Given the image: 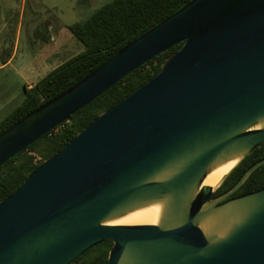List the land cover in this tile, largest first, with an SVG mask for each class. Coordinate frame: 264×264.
Segmentation results:
<instances>
[{
  "label": "water",
  "instance_id": "water-1",
  "mask_svg": "<svg viewBox=\"0 0 264 264\" xmlns=\"http://www.w3.org/2000/svg\"><path fill=\"white\" fill-rule=\"evenodd\" d=\"M161 71L0 202V264H264V188L211 198L264 141V0H191L0 134V166L171 46ZM236 160L217 187L211 171ZM161 205L156 224H111Z\"/></svg>",
  "mask_w": 264,
  "mask_h": 264
},
{
  "label": "trees",
  "instance_id": "trees-1",
  "mask_svg": "<svg viewBox=\"0 0 264 264\" xmlns=\"http://www.w3.org/2000/svg\"><path fill=\"white\" fill-rule=\"evenodd\" d=\"M191 0H113L85 21L69 25L85 45L79 54L53 69L32 88H25L24 102L0 123V134L29 112L67 91L141 35L177 12ZM185 41L171 46L144 63L99 97L81 108L47 134L0 166V202L16 192L28 177L51 156L62 150L82 129L113 108L157 75L166 60ZM264 158V141L230 173L215 195L231 188L258 160ZM264 188V166L256 171L239 193ZM112 239L92 247L72 264H109Z\"/></svg>",
  "mask_w": 264,
  "mask_h": 264
},
{
  "label": "rangeland",
  "instance_id": "rangeland-1",
  "mask_svg": "<svg viewBox=\"0 0 264 264\" xmlns=\"http://www.w3.org/2000/svg\"><path fill=\"white\" fill-rule=\"evenodd\" d=\"M111 1L0 0V65L13 56L10 64L0 66V123L24 102L29 84L85 49L68 26ZM54 53L58 59L39 70Z\"/></svg>",
  "mask_w": 264,
  "mask_h": 264
},
{
  "label": "bare ground",
  "instance_id": "bare-ground-1",
  "mask_svg": "<svg viewBox=\"0 0 264 264\" xmlns=\"http://www.w3.org/2000/svg\"><path fill=\"white\" fill-rule=\"evenodd\" d=\"M237 161L233 160L226 164L219 166L209 173L204 180L203 185L217 187L223 177L236 165ZM161 205H154L146 208L136 210L118 220L111 222V224L122 225H145L156 224L160 218Z\"/></svg>",
  "mask_w": 264,
  "mask_h": 264
},
{
  "label": "crops",
  "instance_id": "crops-1",
  "mask_svg": "<svg viewBox=\"0 0 264 264\" xmlns=\"http://www.w3.org/2000/svg\"><path fill=\"white\" fill-rule=\"evenodd\" d=\"M58 57H59V54L58 53H54V54H52V56H50L49 58H46L44 61H41V63H40V66H39V70H41V69H47L48 67V64H52L53 62H54V60H56V59H58ZM2 60H5V57H2ZM13 61V56H11V57H9V59L7 60V61H4L3 63H2V65H0V66H3V65H5V64H10L11 62ZM63 63V62H62ZM62 63H60L59 65H61ZM59 65H55V67L53 68V69H55V68H57ZM53 69H51L48 73H50ZM47 73V74H48ZM46 74V75H47ZM45 75V76H46ZM44 76V77H45ZM41 80V79H40ZM34 84L35 83H31V84H29L28 85V88H32L33 86H34Z\"/></svg>",
  "mask_w": 264,
  "mask_h": 264
},
{
  "label": "flooded vegetation",
  "instance_id": "flooded-vegetation-1",
  "mask_svg": "<svg viewBox=\"0 0 264 264\" xmlns=\"http://www.w3.org/2000/svg\"><path fill=\"white\" fill-rule=\"evenodd\" d=\"M227 190H228V189H227ZM227 190H225V191H227ZM225 191H224V192H225ZM239 191H240V190H239ZM239 191L234 195V197H236V196H240V195H243V194L239 193ZM224 192H222V193H224ZM222 193H221V194H222ZM221 194H218V195L213 194L211 198H215V197H217V196H219V195H221Z\"/></svg>",
  "mask_w": 264,
  "mask_h": 264
}]
</instances>
